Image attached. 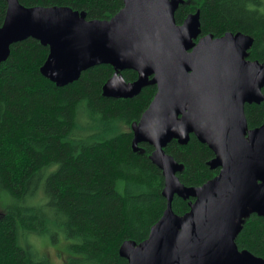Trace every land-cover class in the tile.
I'll return each instance as SVG.
<instances>
[{"label": "trees", "instance_id": "16d2710c", "mask_svg": "<svg viewBox=\"0 0 264 264\" xmlns=\"http://www.w3.org/2000/svg\"><path fill=\"white\" fill-rule=\"evenodd\" d=\"M19 1L70 7L88 19L108 20L124 7V0ZM7 7L0 0V25ZM197 11L202 36L250 35L248 59L264 61V0H184L177 23ZM49 53V46L28 38L12 44L0 62V264H53L30 236L56 239L60 233L71 240L64 264H129L120 255L122 244L147 240L167 209L165 178L151 160L154 147H133V125L157 85L134 97H108L104 86L114 75L133 82L139 73L102 64L59 87L41 72ZM245 110L249 128L264 123V101ZM165 152L182 165L178 177L187 186H201L220 172L209 165L214 151L194 134L185 145L173 139ZM194 201L176 195L173 209L184 215ZM236 242L264 258V217H245Z\"/></svg>", "mask_w": 264, "mask_h": 264}, {"label": "water", "instance_id": "95a60500", "mask_svg": "<svg viewBox=\"0 0 264 264\" xmlns=\"http://www.w3.org/2000/svg\"><path fill=\"white\" fill-rule=\"evenodd\" d=\"M183 2L124 0L107 20L88 19L70 7L7 0L0 62L12 44L34 38L49 46L41 72L59 87L102 64L139 73L133 82L114 75L104 86L108 97H134L157 85L155 98L133 125V147L143 142L154 147L151 160L165 178L167 209L147 240L122 244L120 255L129 264H264L236 242L245 217H264V123L249 128L245 110L246 104L264 101V61L248 59L250 35L202 36L200 11L178 24L175 13ZM192 134L214 151L210 167L220 168L201 186L182 183V165L165 152L173 139L185 145ZM176 195L195 199L184 215L173 209Z\"/></svg>", "mask_w": 264, "mask_h": 264}, {"label": "rangeland", "instance_id": "374dc122", "mask_svg": "<svg viewBox=\"0 0 264 264\" xmlns=\"http://www.w3.org/2000/svg\"><path fill=\"white\" fill-rule=\"evenodd\" d=\"M30 241L40 252L45 253L53 264H64L70 254L68 244L71 240L63 233H60L56 239L50 235H32Z\"/></svg>", "mask_w": 264, "mask_h": 264}]
</instances>
